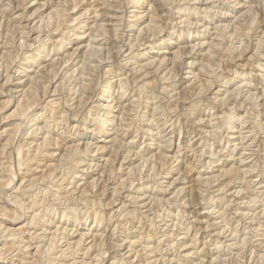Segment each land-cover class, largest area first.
<instances>
[{
  "label": "rangeland",
  "instance_id": "1",
  "mask_svg": "<svg viewBox=\"0 0 264 264\" xmlns=\"http://www.w3.org/2000/svg\"><path fill=\"white\" fill-rule=\"evenodd\" d=\"M258 2L0 0V264H264Z\"/></svg>",
  "mask_w": 264,
  "mask_h": 264
},
{
  "label": "clouds",
  "instance_id": "2",
  "mask_svg": "<svg viewBox=\"0 0 264 264\" xmlns=\"http://www.w3.org/2000/svg\"><path fill=\"white\" fill-rule=\"evenodd\" d=\"M250 7L254 8V9H259L260 11H264V0H259L258 3L250 5ZM244 46L243 44V38L241 39L237 51H239L240 49H242ZM175 98V94H173V99ZM96 107L100 108L101 110L106 109L108 107H110L109 104L106 103H100L98 104ZM173 111H178L176 109H173ZM163 115L165 117V127L169 129V131H171L173 126H177V127H182V125H178L176 122L179 121L180 119L184 118V114L183 113H179L176 117V120L173 121L172 120V115L171 113L168 112V106H165L164 110H163ZM160 117V106L157 105V113L154 114V118L153 119H149L148 117H144L142 120V125H153L155 123L156 120H159ZM70 119V117H69ZM169 121H172L171 123H169ZM110 124L111 121H109L107 119V117H105L103 115V112H101L100 114L93 116L92 117V127H88L85 130L91 133H103L106 131L110 130ZM158 127V125H157ZM75 127H66L65 129V135L71 136L73 134V132H75ZM161 132H163V129H160ZM257 135H261L264 136V131H259L258 133H256ZM171 139V137H169V140Z\"/></svg>",
  "mask_w": 264,
  "mask_h": 264
},
{
  "label": "bare ground",
  "instance_id": "3",
  "mask_svg": "<svg viewBox=\"0 0 264 264\" xmlns=\"http://www.w3.org/2000/svg\"><path fill=\"white\" fill-rule=\"evenodd\" d=\"M108 1V0H107ZM76 9V8H75ZM137 37V36H136ZM135 41V40H134ZM140 41V40H139ZM134 48V47H133ZM156 106V105H155ZM154 118V117H153ZM70 197V196H69ZM101 218V217H100Z\"/></svg>",
  "mask_w": 264,
  "mask_h": 264
}]
</instances>
